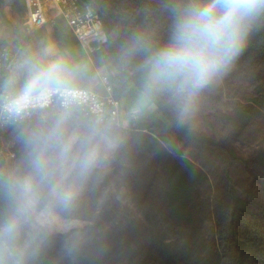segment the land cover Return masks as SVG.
Masks as SVG:
<instances>
[{"label":"rangeland","instance_id":"374dc122","mask_svg":"<svg viewBox=\"0 0 264 264\" xmlns=\"http://www.w3.org/2000/svg\"><path fill=\"white\" fill-rule=\"evenodd\" d=\"M24 8L23 0H0V43L12 52L9 64L0 69L6 74L2 95L19 94L29 58H63L68 69L63 88L104 94L105 73L116 88L123 84L121 73L104 57L106 34V41L96 39L84 47L62 19L27 33ZM174 18L172 12L165 24L157 21L155 34L172 31ZM159 91L180 123L222 146L194 145L185 154L208 172L215 169L224 182L264 208L258 186L264 178L259 159L264 150V68L225 66L195 96ZM121 100L125 110L119 125L77 108L53 106L36 110L22 124L0 126V179L8 182L19 211L12 223L18 264L35 256L39 243L54 252L55 264H193L213 253L217 187L212 173L192 199V222L171 220L166 198L171 161L148 152L139 129L143 122L166 117L131 82ZM249 105L254 106L250 112Z\"/></svg>","mask_w":264,"mask_h":264},{"label":"trees","instance_id":"16d2710c","mask_svg":"<svg viewBox=\"0 0 264 264\" xmlns=\"http://www.w3.org/2000/svg\"><path fill=\"white\" fill-rule=\"evenodd\" d=\"M81 1L83 4H91L102 18L108 38L104 57L111 68L121 73L124 81L116 88L117 97L121 99L127 83L131 82L145 92L166 117L143 122L139 124V129L144 148L154 153L159 160L171 161L166 189L171 220L177 223L192 222V199L199 187L210 178V174L213 175L217 187L213 201L216 225L214 251L207 257L196 259L193 264H264V208L256 207L251 198L242 194L236 185L224 182L215 169L210 173L185 154V148L194 145L216 149L222 146L180 123L163 104L159 90L145 91V49L150 50L167 43L172 32L166 30L157 35L153 27L157 21L165 24V19L172 12L175 17L174 10L182 7L186 0ZM120 14H123L122 18ZM243 63L264 68V15L254 22L245 46L226 66ZM261 102L258 100L260 105ZM253 107L247 106L249 112ZM250 118L249 115L247 119ZM259 159L264 164V150ZM258 183L259 192L264 197V178ZM18 216L19 211L9 184L0 179V264H18L12 251L17 242V230L12 223ZM55 263L54 252L48 251L42 243H39L38 253L24 262Z\"/></svg>","mask_w":264,"mask_h":264},{"label":"clouds","instance_id":"9594fccd","mask_svg":"<svg viewBox=\"0 0 264 264\" xmlns=\"http://www.w3.org/2000/svg\"><path fill=\"white\" fill-rule=\"evenodd\" d=\"M174 11L169 41L145 49V91L195 96L243 49L252 25L264 15V0H186ZM24 67L27 78L17 96L21 104L29 106L65 84L68 69L63 58H29ZM37 165L43 168L42 158Z\"/></svg>","mask_w":264,"mask_h":264},{"label":"built area","instance_id":"2783aa9c","mask_svg":"<svg viewBox=\"0 0 264 264\" xmlns=\"http://www.w3.org/2000/svg\"><path fill=\"white\" fill-rule=\"evenodd\" d=\"M26 8L24 30L31 33L58 19L71 28L77 41L89 47L96 40L106 41L104 24L100 14L91 4L81 0H23ZM12 59L8 45L0 43V69ZM104 94L89 88L62 87L54 94L36 99L31 105L21 104L18 94L5 93L0 100V126L22 124L38 109L58 107L62 110L79 109L86 116L119 125L125 107L116 95V86L109 73L101 76Z\"/></svg>","mask_w":264,"mask_h":264},{"label":"crops","instance_id":"0c3cea01","mask_svg":"<svg viewBox=\"0 0 264 264\" xmlns=\"http://www.w3.org/2000/svg\"><path fill=\"white\" fill-rule=\"evenodd\" d=\"M71 30V29H70ZM72 32V31H71ZM73 35V33H72ZM74 36V35H73ZM75 37V36H74ZM76 39V38H75ZM6 74H2V71L0 70V84L2 85L3 82L6 80V78L2 81V79L5 77ZM3 95L0 93V100ZM151 107V106H150Z\"/></svg>","mask_w":264,"mask_h":264}]
</instances>
